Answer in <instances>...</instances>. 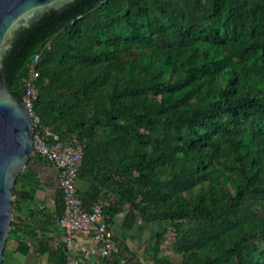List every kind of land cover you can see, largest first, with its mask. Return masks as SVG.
I'll use <instances>...</instances> for the list:
<instances>
[{
    "label": "trees",
    "instance_id": "trees-1",
    "mask_svg": "<svg viewBox=\"0 0 264 264\" xmlns=\"http://www.w3.org/2000/svg\"><path fill=\"white\" fill-rule=\"evenodd\" d=\"M35 53L33 111L82 147L86 209L101 199L107 225L124 212L127 229L167 223L146 250L154 264H264V0L48 10L3 59L19 101ZM16 183L6 243L29 231L19 213L31 195ZM111 261L127 264L122 247Z\"/></svg>",
    "mask_w": 264,
    "mask_h": 264
},
{
    "label": "crops",
    "instance_id": "crops-1",
    "mask_svg": "<svg viewBox=\"0 0 264 264\" xmlns=\"http://www.w3.org/2000/svg\"><path fill=\"white\" fill-rule=\"evenodd\" d=\"M16 182L18 189L31 195L30 201L21 203L23 212L19 213L29 231H17L8 238L3 264H62L65 249L63 231L58 224L62 206L56 168L43 160H31L18 174ZM92 183L91 177L78 175L75 182L77 192H86ZM123 220L124 212H120L111 218L107 227L118 246L122 247L125 262L154 264L146 250L167 223L137 219L135 225L127 229ZM73 241L83 264H104L105 260L89 250L93 243L91 234L77 233Z\"/></svg>",
    "mask_w": 264,
    "mask_h": 264
},
{
    "label": "water",
    "instance_id": "water-1",
    "mask_svg": "<svg viewBox=\"0 0 264 264\" xmlns=\"http://www.w3.org/2000/svg\"><path fill=\"white\" fill-rule=\"evenodd\" d=\"M74 0H0V264L13 218V192L18 174L33 152V118L9 90L3 59L19 32L48 10L60 11Z\"/></svg>",
    "mask_w": 264,
    "mask_h": 264
},
{
    "label": "built area",
    "instance_id": "built-area-1",
    "mask_svg": "<svg viewBox=\"0 0 264 264\" xmlns=\"http://www.w3.org/2000/svg\"><path fill=\"white\" fill-rule=\"evenodd\" d=\"M39 54L31 56L27 76L24 80V93L21 101L33 118V152L56 168V177L63 200V211L58 224L63 231L65 259L62 264H83L74 247L73 236L77 233L91 234L93 243L90 252L103 260L111 259L119 252L111 231L103 220L101 199L95 201L90 209L83 206L75 185L82 159V147L63 142L58 133L41 123L33 111L37 96V64Z\"/></svg>",
    "mask_w": 264,
    "mask_h": 264
},
{
    "label": "rangeland",
    "instance_id": "rangeland-1",
    "mask_svg": "<svg viewBox=\"0 0 264 264\" xmlns=\"http://www.w3.org/2000/svg\"><path fill=\"white\" fill-rule=\"evenodd\" d=\"M27 164H28V163H27ZM27 164H26V165H27Z\"/></svg>",
    "mask_w": 264,
    "mask_h": 264
}]
</instances>
